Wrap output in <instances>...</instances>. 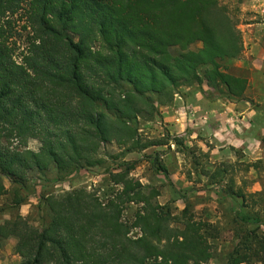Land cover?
I'll use <instances>...</instances> for the list:
<instances>
[{"label": "trees", "instance_id": "obj_1", "mask_svg": "<svg viewBox=\"0 0 264 264\" xmlns=\"http://www.w3.org/2000/svg\"><path fill=\"white\" fill-rule=\"evenodd\" d=\"M241 51L218 0H0V197L18 208L35 192V175L54 172L61 182L103 166L102 145L115 143L121 151L111 158L122 157L107 172L120 188L105 201L85 189L40 195L48 220L35 227L17 215L0 224V250L14 238L19 264H211L212 242L225 230L234 241L222 264H264V186L245 192L236 165L206 174L217 196L235 203L219 227L187 198L173 215L154 201L158 191L129 178L135 162L123 159L169 144L142 140L135 124L171 105L181 87L242 98L247 80L226 65ZM30 139L39 151L26 148ZM171 142L188 149L184 138ZM240 165L264 173L262 160ZM130 204L138 206L131 223L122 219ZM136 228L141 235L130 237Z\"/></svg>", "mask_w": 264, "mask_h": 264}, {"label": "rangeland", "instance_id": "obj_2", "mask_svg": "<svg viewBox=\"0 0 264 264\" xmlns=\"http://www.w3.org/2000/svg\"><path fill=\"white\" fill-rule=\"evenodd\" d=\"M218 1L226 7L228 14L235 21L237 30L240 21H243L240 18L241 6L247 5L248 7L258 2V0ZM239 34L241 39L240 31ZM196 47H200V45H196ZM236 59L229 60L226 64L227 71L233 76L236 75L231 73V68L233 67L231 63ZM194 91L205 93L204 96L209 100L216 96H206L207 93H210V89L205 84L200 87H181L174 95V101L171 105L159 106L158 112L153 118H138L135 124L142 140L153 143L169 142V144L152 146L142 152H131L125 155L123 159L135 162L134 169L130 172L129 178L139 181L145 187L146 192L150 191V188L158 191L159 196L154 201L159 205L169 204L173 215H177L185 207L184 198H187L191 203L193 212L198 217L219 227H223L225 220L220 219V217L223 214H228L231 208L235 206V203L230 199L224 198L222 200L219 198L217 196L219 190L216 187L208 186L206 174L214 171V166L217 164H234L236 165L234 170L236 185L241 186L244 181L246 183L244 187L245 192H254L264 186V173L261 171L257 175L244 174L240 163H247L248 160L242 153L230 150L232 156L226 158V153L228 152H225L224 148H216L214 145H209L204 137L197 136L195 140L191 141L189 137L181 136V138L185 139V145L188 147L187 151L183 152H180V149L171 142L172 138L180 136L171 135L164 126L167 124L163 122L162 109L173 108L176 100L182 99L183 95ZM183 109H186L185 106L182 107ZM176 112L177 109L173 108V113L176 114ZM201 144L204 146H200ZM262 145L264 147V143ZM40 147L41 142L36 139H30L26 143V148L35 152L39 151ZM120 151L115 143L102 145L99 156L106 159L103 166L82 170L75 175L68 176L61 182L56 181L54 172H48L43 176L35 175V192L18 208L10 206V198L8 196L0 197V224L12 220L19 215L27 218L33 226H40L42 219L47 221L49 218L40 198V195L44 194L60 197L74 189H85L87 193H96L101 200L105 201V195H108L113 189L120 188L119 186H110L107 182V172L118 170L116 165L122 160V157L118 160H113L111 157L119 155ZM161 166L165 168L167 175H164L161 171H157L158 167ZM6 186H9L7 182ZM137 207L134 204L127 205L123 211L122 219L131 223ZM140 235L141 233L138 228L132 229L129 234L130 237L134 238ZM233 241L231 233L224 230L221 240L212 242L216 259L212 260L211 264L223 263V257L231 249ZM15 244L16 240L14 238H9L4 242L0 250V264L20 263L21 258L14 251Z\"/></svg>", "mask_w": 264, "mask_h": 264}, {"label": "crops", "instance_id": "obj_3", "mask_svg": "<svg viewBox=\"0 0 264 264\" xmlns=\"http://www.w3.org/2000/svg\"><path fill=\"white\" fill-rule=\"evenodd\" d=\"M253 5L240 8L243 21L238 30L243 50L231 63V73L247 80L243 97L209 100L194 91L176 100V114L173 108L162 109L163 122L167 124L164 126L171 135L187 136L191 141L204 137L209 145L224 148L228 152L226 158L234 150L242 153L247 163L264 162V0ZM183 106L186 109L182 110ZM249 174L257 172L250 170Z\"/></svg>", "mask_w": 264, "mask_h": 264}]
</instances>
